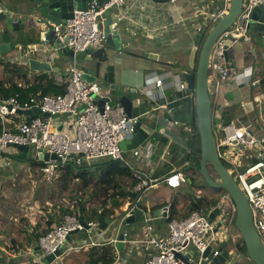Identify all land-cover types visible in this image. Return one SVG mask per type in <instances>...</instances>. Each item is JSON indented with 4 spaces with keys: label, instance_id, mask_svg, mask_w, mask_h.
Returning a JSON list of instances; mask_svg holds the SVG:
<instances>
[{
    "label": "built area",
    "instance_id": "2783aa9c",
    "mask_svg": "<svg viewBox=\"0 0 264 264\" xmlns=\"http://www.w3.org/2000/svg\"><path fill=\"white\" fill-rule=\"evenodd\" d=\"M176 1L168 0L166 4H174ZM124 3L125 0H88L86 10H75L64 25L50 24L60 46L52 44L50 47L38 48L35 44L26 45L19 56L7 60V63L24 66L27 65L26 59L34 56L41 49L46 51L49 60H39L48 62L51 68H57L53 66L52 60L59 49L68 47L74 53L67 67V76L56 74L51 77L55 85L64 88L63 94L37 93L26 100H20L17 96L3 98L0 95V167L11 168L12 156L18 153L15 146L19 145L33 148L37 156L47 153L61 159V163L51 160L40 161L42 166L39 170L43 182L47 184L58 178L56 164H65L72 160L77 166H91L103 160H123V151L119 144L127 134L132 133L137 118L128 117L116 102H104L102 107L94 103L93 96L102 97V86L98 82L87 83L83 80L84 71L79 64L77 54L84 53L88 49L92 52L99 50L106 42L99 18L106 11L116 9L117 19L110 24V28L115 30L118 22L124 17L121 8ZM229 4L230 0H221L220 5L215 8L210 6L202 8V5L198 4L197 7L195 4L196 16L200 15L203 18V21L196 26V33L202 31L204 37L217 20L228 11ZM259 5H264V0H243L234 23L214 41L208 61L209 94L216 93L219 85L230 78L232 74L230 50L238 41H250L248 30L250 24L255 22L251 15L253 9ZM143 29L145 30L146 26H143ZM65 38H68L66 43ZM260 38L264 40V25L260 31ZM228 41L230 45L227 44ZM40 42L45 44L48 42L45 34L40 38ZM199 49L200 43L196 46V51L198 52ZM90 58L89 56L88 59ZM154 86L160 88L162 80H155ZM186 89V82L177 84L176 92L181 93L180 98L185 96ZM193 97L192 95V99ZM34 107L39 108L43 113H48L49 116L33 115L26 121L24 115L17 113ZM63 117L67 119L64 120ZM213 132L217 154L221 161L239 166L243 164L244 159H251L243 171H237L233 179L248 200L253 226L264 245V148L262 145L264 133L256 136L249 123L239 126L234 123L215 124ZM138 153V150H133L134 155ZM228 172L230 173L229 170ZM135 176L138 182L129 190L134 194V198L130 197L122 204L120 216L114 224L109 219L110 224L105 231L98 227L97 219L102 211L100 207L96 208L98 215L96 220H85L77 214L65 215L59 224H53L45 233L38 236L36 241L38 249L35 253L30 252L34 256L19 264H42L41 258L54 255L58 250H61V254L54 256L49 264H61L63 258L72 251L89 250L104 242L113 247L114 261L111 264H127L120 258L118 243L129 251L136 252L141 258L139 264H215L213 259L221 254L222 242L227 243V248L230 245L236 248V236L239 234L233 227L235 206L226 193L209 211H217L213 220H209V212L204 213L202 210H194L184 219H172L169 202L161 206L159 216L146 217V213L150 212L145 211L140 203L156 186L157 180L142 174L135 173ZM186 182L187 177L181 171H170L162 178V183L171 189H177ZM138 210L143 212L145 218L136 228L138 229L136 232L133 229L127 232L122 222ZM163 219H165L166 232L161 234L156 231L153 223ZM219 222L221 224L218 226ZM231 229H234V232ZM107 230L112 231V236L109 238L105 236ZM73 231L77 233L70 236L71 242L68 243L66 237ZM121 231L123 239L119 240L118 235ZM211 244L215 247H211ZM191 247L198 255L196 262H193L194 253L190 251ZM208 247L209 254L202 258ZM177 254H181L186 263L178 258ZM201 260L203 263L200 262ZM231 260L228 264H232Z\"/></svg>",
    "mask_w": 264,
    "mask_h": 264
},
{
    "label": "crops",
    "instance_id": "0c3cea01",
    "mask_svg": "<svg viewBox=\"0 0 264 264\" xmlns=\"http://www.w3.org/2000/svg\"><path fill=\"white\" fill-rule=\"evenodd\" d=\"M220 3L221 0H177L174 4H157L151 0H125L121 7L124 17L118 22L115 29L118 31L122 42L120 51H116L113 46L106 42L99 48L106 55V60L103 62L104 67L110 65L114 68V83L117 86H123L126 91L136 89L139 95L144 94L148 98L153 108L157 107L160 133L166 137L167 142L157 141L154 145L139 147L136 149L139 152L138 155H134L133 150L126 151L123 155L125 165L129 166L134 175L135 173L147 175L157 180L156 186L150 191H156L153 194V200L149 202V195L146 194L144 203H140L145 211L152 214H159L161 206L166 202H169L171 207L173 203L169 199L170 195L180 196L179 189L183 191L178 202L179 208L189 201L186 183L177 189L168 188L162 183V178L170 171H178L182 162L186 166L190 165V159H185L186 153L189 152L186 144L188 136L181 134L183 124L180 122L179 114L185 104L175 107L173 110H167L165 106L168 101L172 100L177 84L185 82L182 74L193 72L196 66L197 57L192 67H189L188 64L189 52L196 35V26L201 23L199 16H196L195 4L197 7H199L198 4L202 5L203 8L211 7L212 4H217L216 7H218ZM29 4L28 0H0V10L8 12L7 9L12 8V11L21 17L22 13H20L19 8ZM36 16L35 20L39 23L36 28V35L34 39L27 41L26 45L35 44L38 45V48L50 47L52 44L60 46L57 39L52 41L47 39L46 44L40 42L42 36L39 33L50 29V23L47 22V24L41 15ZM117 16L118 11L116 9L108 10L106 16L99 18L101 28L107 19L113 23ZM143 26H146L145 30ZM260 31L251 26L248 30L250 41H238L233 45L232 74L228 80L219 85L216 93L210 94L213 104V118L219 119L220 125L234 123L239 126L249 123L256 136H261L264 133V40L260 38ZM148 53L157 54V58L144 56ZM80 54V57L77 54L80 66L87 64L86 54ZM17 55V52L10 51L2 55L5 57L3 61L7 63L9 58H15ZM47 56L46 51L41 49L34 55L38 59L49 60ZM70 60L62 52V49H59L52 60L53 66H57L58 71L47 73L49 77H54L56 74H62L63 77H66ZM24 66L30 73H44L31 71L27 65ZM0 78L4 79L2 65H0ZM157 79L162 80L160 88L154 86ZM106 95H108V91L102 86V96ZM249 100L252 101V108L247 114L241 108V104ZM66 117H63L64 120L67 119ZM184 131L188 132L189 128H184ZM130 138L131 135L129 134L125 136L127 140ZM34 155L33 159L40 162L41 160L37 159L35 151ZM246 161L248 163H245ZM250 162V158L243 160L245 164ZM15 168L17 170L12 169L10 171L12 173L26 172L28 175L31 174L33 167L24 170L20 164ZM6 169L9 168L0 167L3 173ZM3 173H0V176L3 177L7 172ZM195 179L197 183L200 182L198 178ZM184 212L180 211L179 214L182 215ZM27 221L28 223L23 226L22 232H19L18 228L22 225H18L21 223L18 218L0 217V254L6 256L7 260L11 258L14 261H9L7 264H18L34 256L30 254V252L35 253V246L37 245L33 237L39 236L42 231L37 230L33 219L31 221L28 218ZM153 226L161 234L166 232L165 223L162 221L154 222ZM130 229H133L132 226ZM133 230L136 232L138 229ZM237 238L238 236H236V240ZM28 243L30 244L28 245ZM15 246L17 250L13 249ZM117 247L120 258L125 263H141V258L136 252L129 251L123 245ZM231 256L234 258L231 260L232 264H253L241 251L237 254L231 253Z\"/></svg>",
    "mask_w": 264,
    "mask_h": 264
},
{
    "label": "water",
    "instance_id": "95a60500",
    "mask_svg": "<svg viewBox=\"0 0 264 264\" xmlns=\"http://www.w3.org/2000/svg\"><path fill=\"white\" fill-rule=\"evenodd\" d=\"M29 5L22 6L20 13L21 17H18L12 8H8L5 12L0 10V58L4 60L2 55L12 52H17L18 56L21 50L26 46L27 41L34 39L36 35V28L39 25L35 20L36 15H41L44 21L50 24L64 25L66 21L72 17L75 10H86L88 0H28ZM157 4H166L168 0H151ZM243 0H230L228 11L220 17L216 24L209 30V32L203 37V32L196 33L193 44L189 52V67L193 66L194 60L197 57L196 66L193 72L182 74L183 79L187 84V89L184 91V97L180 98L181 93L175 92L172 95V100L168 101L165 108L167 110H173V108L185 104V123L191 124L192 112L194 111L195 122L199 134L200 140V162L198 168H193L203 179L205 185L213 189L223 190L232 200L235 206V218L233 227L240 235L246 250L247 258L253 264H264V245L255 230L252 222V216L248 200L242 190L239 188L233 177L228 172L225 165L222 163L217 154L216 141L213 132V126L219 124V119L213 118V104L208 91L207 85V72L208 61L212 45L217 37L231 27L236 17L238 16ZM105 12L102 16H106ZM252 20L255 21L250 24L254 29H263L264 25V5L256 6L252 11ZM38 24V25H37ZM111 20L107 19L102 30L105 35L106 43L113 46L116 51H120L122 42L117 30L110 28ZM46 35L49 40L55 39L54 32L50 28L45 32L39 33L40 36ZM68 38L64 39L66 43ZM58 43H60L57 40ZM201 43L200 49L197 52L196 46ZM230 45V41L227 42ZM62 52L72 59L74 53L68 47L62 48ZM91 50H86L87 64L82 65L81 68L84 71L82 78L87 83L98 82L107 91L106 96H93L94 103L98 107H102L104 102L111 101L118 103L124 113L128 117H136L137 123L135 124L130 140L124 139L120 142V148L123 151V155L126 151L135 150L139 147L146 145H154L155 142L161 141L167 142L166 137L160 133V123L158 122L157 109L153 108L148 98L143 94L139 95L136 89L125 90L123 86H117L114 83V68L112 66H105L103 62L97 60L88 59L91 55ZM232 57V49L230 50ZM144 56L156 59L157 54L148 53ZM29 70L34 72H57L56 67L51 68L48 62L41 61L34 56H30L26 59ZM92 66V67H91ZM192 95L194 96L192 99ZM241 108L248 114L252 108V101L244 102L241 104ZM19 115H24L25 120L28 121L33 115H40L48 117V113H43L39 108H32L25 111H18ZM264 148V142L262 143ZM18 150L16 154L22 159L28 158L29 147L28 146H15ZM44 161H56L61 163V159L54 156L40 154L37 159ZM131 198H134V194L130 193ZM196 198V196H194ZM216 210L209 212V220L215 218ZM160 214V212H159ZM154 213H146V217L159 216ZM98 216V215H97ZM164 216V214L162 215ZM144 215L141 210L134 212L131 216L126 217L122 225L128 232L130 227L134 224L140 225L144 220ZM98 227L100 230L105 231L110 224L108 218H104L102 215L98 216ZM165 223V219L162 220ZM221 222L218 223V226ZM113 230V229H112ZM112 232V231H110ZM76 231L71 232L66 241L71 242V235L76 234ZM118 239L122 240V231L118 235ZM118 243L117 246H121ZM222 252L220 255L213 259L215 264H228V261L234 259L231 256V252L227 248V243L224 241L220 244ZM193 252V248H190ZM210 252L208 247L202 254V258L206 257ZM61 250L55 252L54 255L45 256L40 259L42 264H49L54 259V256H59ZM177 257L186 263V260L181 254H177ZM203 263V260L200 261Z\"/></svg>",
    "mask_w": 264,
    "mask_h": 264
},
{
    "label": "trees",
    "instance_id": "16d2710c",
    "mask_svg": "<svg viewBox=\"0 0 264 264\" xmlns=\"http://www.w3.org/2000/svg\"><path fill=\"white\" fill-rule=\"evenodd\" d=\"M216 6L217 4H212L211 7L215 8ZM90 57L91 60H97L98 62L106 60L103 50L92 52ZM0 65H2L4 72V79L0 78V95L3 98L17 96L20 100H26L29 96L37 93L60 95L65 91L63 87L55 85L53 79L47 73H30L23 65L5 63L1 58ZM179 114L180 122L183 124L181 134L188 136L186 144L189 152L186 153L185 159H190V165L186 166L182 162L181 168L178 171L183 172L187 177L186 184H189L191 187L203 188L205 185L202 183L203 179L193 169L198 168L200 162V140L194 111L192 112L190 125H186L185 123V106L181 108ZM187 127L189 131L185 132L184 128ZM12 159L17 165L28 162L31 167L34 166L40 169L42 166L41 162L35 161L33 158L25 160L14 155ZM55 168L58 178L53 180L55 181L53 184H57L53 187L59 185V188L67 191L70 184L74 182V191L77 196L71 199L70 202L72 204H70L69 208L62 209L59 214L49 216L46 222L49 228H51L54 222L55 224H59L65 215L77 214L85 220L94 219L97 216L96 208L98 207L102 208L101 215L110 219L112 224H114L121 214L120 207L131 197L129 190L138 182L129 166L125 165L124 160H103L91 166H77L72 160H69L65 164H56ZM195 178L200 179L201 184L197 183ZM124 180L129 182L130 185L128 187L123 186ZM208 188L216 193L218 197L225 193L221 189ZM218 197L217 199H204L197 196L194 198L189 195L190 199L188 203L184 204L185 208L183 210L179 208V203L173 202L170 209V217L172 219H184L190 212L200 209L204 213H207L217 204L220 198ZM180 211L185 212L181 215L179 214ZM56 217L58 219L55 220ZM37 238L38 236L33 237L35 241H37ZM235 245L239 251L246 255L245 246L240 235ZM9 261L12 262L13 259L9 258L7 260L6 256H0V264H7ZM113 261V247L105 242L100 246L91 247L86 253V264H111Z\"/></svg>",
    "mask_w": 264,
    "mask_h": 264
},
{
    "label": "rangeland",
    "instance_id": "374dc122",
    "mask_svg": "<svg viewBox=\"0 0 264 264\" xmlns=\"http://www.w3.org/2000/svg\"><path fill=\"white\" fill-rule=\"evenodd\" d=\"M198 2L201 3V1ZM199 20L203 21V18L200 15H199ZM78 54H79L78 57H80L81 54L80 53ZM33 156H35L34 149L30 148L28 153V158L32 159L34 158ZM222 162L224 163L225 167L230 171L231 176L234 178L236 176L237 171H243L245 166L247 165L245 163H248L246 161L245 163L239 166H232L227 162L224 161ZM13 163L11 165V169L10 168L6 169L5 172L7 173L3 177L0 176V217L4 216L6 218H10V217L18 218V220H20L21 222L18 225H22L20 228H18L19 232H22L23 226H25L26 223H28L27 221L28 218L31 221L33 219V221H35L37 230H41L42 231L41 234H42L49 229V227L45 223L46 220L49 218V215L53 216L54 214H59L62 209L69 208L70 204H72L70 202L71 199L77 196L76 192L74 191V185H73L74 182L71 183L68 190L65 191L59 188L58 187L59 185L57 187H53L54 185H57V184H53L55 181H52L51 183L48 184L44 183L41 172L38 167L33 166V168L31 169V174L29 173L28 175L26 172L23 173L21 171L20 173L19 172L12 173L10 170L12 169H14V171L17 170V168H15L17 164L16 163L13 164ZM22 166L24 170L31 168L28 162L23 163ZM0 173L3 172L0 170ZM202 183L203 185L205 184L203 181ZM199 184H201V180ZM128 185H130L129 182L124 180L123 186L128 187ZM187 186H188L187 192L192 197L197 196L204 199H215V198L217 199L218 197V195L214 193L211 189H209L207 185H204L203 188L191 187L189 186V184H187ZM155 192L156 191L153 190L152 192H149L150 194L148 193L149 202L153 200V194H155ZM179 192H181L180 196L176 194L170 195L171 197L169 199L171 200L172 203L179 202V199L182 196L183 191L179 189ZM144 201L145 199L143 198L142 203H144ZM184 208L185 205L181 207V210H183ZM56 219H58V217H56L55 220ZM94 219L96 220L97 217H95ZM132 228L133 229L138 228V224H134ZM234 229H231V231L234 232ZM105 236L111 237L112 236L111 232L107 230ZM237 236L239 237V235ZM29 244L30 243H28V245ZM213 244H211V247L214 248L215 245ZM14 249L17 250V247H15ZM228 250L233 254L239 253V250L237 248L232 247L231 245L228 246ZM87 252L88 250H83V249L72 251L63 258L61 264H86ZM193 252L194 254L192 256L193 257L192 259L193 262H196L198 259V255L195 251Z\"/></svg>",
    "mask_w": 264,
    "mask_h": 264
},
{
    "label": "flooded vegetation",
    "instance_id": "af4514ba",
    "mask_svg": "<svg viewBox=\"0 0 264 264\" xmlns=\"http://www.w3.org/2000/svg\"><path fill=\"white\" fill-rule=\"evenodd\" d=\"M37 249H38V248H37V245H36V246H35V251H37ZM30 259H31V258H30ZM30 259H29V260H30ZM18 264H19V263H18ZM31 264H33V263H31Z\"/></svg>",
    "mask_w": 264,
    "mask_h": 264
},
{
    "label": "bare ground",
    "instance_id": "6f19581e",
    "mask_svg": "<svg viewBox=\"0 0 264 264\" xmlns=\"http://www.w3.org/2000/svg\"><path fill=\"white\" fill-rule=\"evenodd\" d=\"M25 67V66H24Z\"/></svg>",
    "mask_w": 264,
    "mask_h": 264
}]
</instances>
